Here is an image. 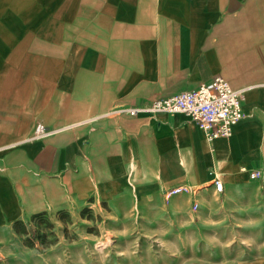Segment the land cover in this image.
I'll return each instance as SVG.
<instances>
[{"label":"crops","instance_id":"obj_1","mask_svg":"<svg viewBox=\"0 0 264 264\" xmlns=\"http://www.w3.org/2000/svg\"><path fill=\"white\" fill-rule=\"evenodd\" d=\"M217 76L243 94L227 137L123 111ZM39 124L53 133L35 138ZM258 216L264 0H0V249L38 222L193 248Z\"/></svg>","mask_w":264,"mask_h":264},{"label":"rangeland","instance_id":"obj_2","mask_svg":"<svg viewBox=\"0 0 264 264\" xmlns=\"http://www.w3.org/2000/svg\"><path fill=\"white\" fill-rule=\"evenodd\" d=\"M257 219L262 222L251 231L199 232L193 248L177 249L168 248L159 235L135 234L136 243L124 248L109 233L73 228L62 232L38 222L31 231L19 230L7 240L0 249V264H169L175 255L181 258L178 264H264V216Z\"/></svg>","mask_w":264,"mask_h":264},{"label":"built area","instance_id":"obj_3","mask_svg":"<svg viewBox=\"0 0 264 264\" xmlns=\"http://www.w3.org/2000/svg\"><path fill=\"white\" fill-rule=\"evenodd\" d=\"M242 103V92L233 89L223 77L217 76L211 83L203 84L195 90L123 111L130 116H138L145 112L152 114L181 113L204 128L210 138H220L229 136L233 124L244 117ZM52 133L46 126L39 124L35 138H47ZM215 186L217 191L222 192L224 186L220 180L215 182ZM181 191L182 189L179 188L174 192Z\"/></svg>","mask_w":264,"mask_h":264}]
</instances>
